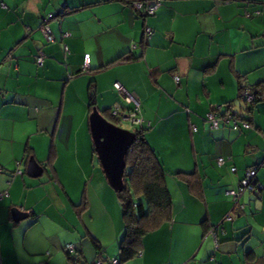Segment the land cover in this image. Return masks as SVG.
I'll return each instance as SVG.
<instances>
[{"label": "crops", "instance_id": "obj_1", "mask_svg": "<svg viewBox=\"0 0 264 264\" xmlns=\"http://www.w3.org/2000/svg\"><path fill=\"white\" fill-rule=\"evenodd\" d=\"M131 1L140 12V4L159 6L143 17L126 0H0V193L8 194L0 200V264H96L118 257L121 214L94 215L117 199L108 186H65L66 163L55 144L64 110L76 106L86 117L90 80L99 112L125 109L115 82L139 99L138 116L171 196L172 219L147 233L141 253L124 264H264L258 260L264 256V165L256 171L255 192L230 195L264 163V104L250 115L248 130L224 122L212 129L205 120L209 112H232L239 85L264 82V0ZM44 25L52 42L40 31ZM50 124L56 156L46 173L51 142L42 136ZM29 158L42 168L40 176L61 186H25ZM81 202L86 209L78 215ZM15 208L28 220L13 221ZM17 227L31 231L19 252L5 241L6 231ZM38 231L42 236H31ZM66 244L77 252L66 255Z\"/></svg>", "mask_w": 264, "mask_h": 264}, {"label": "trees", "instance_id": "obj_2", "mask_svg": "<svg viewBox=\"0 0 264 264\" xmlns=\"http://www.w3.org/2000/svg\"><path fill=\"white\" fill-rule=\"evenodd\" d=\"M132 2L133 1L131 0H126V3L132 5L133 8H135V10L143 17L148 16L145 14L144 10L140 12L139 9L134 7ZM140 6H143L142 8L144 9L146 4H140ZM53 16L54 15H52V17ZM91 82L92 81L90 80L87 90L88 115L92 108L95 107V94ZM245 90H248L249 94L252 96V99L249 102L245 101L243 98V92ZM237 100L243 102L245 107L244 109L241 108V111H244L248 118H239L234 112H231L229 108L231 106L230 103H226V105L229 106L227 113H232L237 118L241 119V121L247 122L251 128L250 115H252L254 109L258 105L264 104V82L258 83L254 86L239 85ZM124 108L127 111L130 109V106L126 104V107ZM111 109L100 113L107 121L114 124V122H119V120L111 116ZM220 116L223 117L224 114ZM228 125L230 126V124ZM132 132L135 134V140L126 156V169L123 176L124 188L120 192H115L123 223V233L118 245V257L116 260H109L108 262H106V260L100 262L99 260L96 264H113V261H115L116 264H124L132 260L141 253L143 237L147 233L157 229L161 224L169 222L172 219V202L169 190L165 185V172L157 155L146 140V127L143 125L135 127V130ZM92 155L96 158L94 148H92ZM55 156L56 148L53 144V140H51L45 166L47 165L53 169ZM263 165L264 163L252 167L251 171L255 173V176L257 169ZM233 169L235 171V168ZM255 176L245 191L255 192L254 189L257 185ZM81 203V205L79 204V206H76L75 208L78 215H80L81 211L86 209L85 203ZM34 215L35 218L37 215ZM210 229L211 228H208L206 232L208 233ZM91 243L96 251L101 250L98 241L93 237H91ZM68 246L73 247L71 252L67 251ZM63 251L66 255H69L77 252V249L73 244H66L63 247ZM69 260L72 262L75 261L71 258H69ZM258 260L264 262V256L258 257Z\"/></svg>", "mask_w": 264, "mask_h": 264}, {"label": "rangeland", "instance_id": "obj_3", "mask_svg": "<svg viewBox=\"0 0 264 264\" xmlns=\"http://www.w3.org/2000/svg\"><path fill=\"white\" fill-rule=\"evenodd\" d=\"M243 102L236 99L234 106L232 108V112L236 114L239 118H248L246 113L244 111H241V108L244 109ZM81 115H83V112L81 113L76 106H72L70 109L64 110V113L62 117H60L58 121V127L57 131L55 133V144L57 146L58 152H60L63 155V163H66V168L61 171L62 180L65 182V186H108L110 188L111 192L113 193L114 198L115 191L111 189L109 184L107 183L103 173L102 169L100 168L97 159L93 157L92 155V148H93V142L91 139V135L89 132L88 127V113L86 114V117H83V120L81 119ZM114 125L127 130V131H134L135 127L131 126L127 122H114ZM53 125L50 124L45 128L46 133L45 136H42V138H46L47 143L50 144L52 140V136L50 135L53 133L52 131ZM49 140V142H48ZM48 144L46 146V150L48 149ZM31 147V146H30ZM43 151V150H42ZM43 152H41V157L45 158L46 151L44 150V155H42ZM47 157V155H46ZM26 159V158H25ZM24 160V166H23V177L25 178L26 184L25 186H61L58 183H53L51 179L47 178V169L51 171V167H46V173H43L42 176L37 178H31L28 175L24 173L25 171V162ZM100 178V179H98ZM51 180V181H50ZM35 183V184H34ZM36 193H41L38 188L35 191ZM51 194V192H50ZM250 194L249 192L246 193ZM255 194V193H253ZM57 193L54 194V198H57ZM254 198L257 196L253 195ZM245 198V197H244ZM102 199L104 200V203H108L109 200L107 197L102 195ZM33 196L28 201H32ZM36 204V203H35ZM39 204L37 206V211H41L44 213V206L42 202L37 203ZM108 212L99 213L96 212L94 215H105V216H112L113 213L117 212V214L120 216V209L118 211V205L115 201L112 206H108ZM90 210V208H89ZM115 215V214H114ZM45 216V214H44ZM43 215H39L40 221L44 220ZM21 220L22 222L26 221ZM41 226V223H39L38 228ZM27 228L22 231L21 228H18L16 230H13L12 232L6 231V245L12 251L23 250V244H24V237L27 238L30 236L31 231L28 233L25 232ZM264 231V230H263ZM30 233V234H29ZM41 235L40 231L33 233L31 236L34 237L35 235ZM253 239H255L253 237ZM252 239V240H253ZM48 242V240H46ZM42 246L45 245L43 243H40ZM22 256L17 255V258L20 259ZM12 264H17L15 260L11 261Z\"/></svg>", "mask_w": 264, "mask_h": 264}, {"label": "water", "instance_id": "obj_4", "mask_svg": "<svg viewBox=\"0 0 264 264\" xmlns=\"http://www.w3.org/2000/svg\"><path fill=\"white\" fill-rule=\"evenodd\" d=\"M88 126L96 159L107 183L113 191H122L126 156L134 143V132L124 130L107 121L96 107L92 108L88 116ZM41 173L42 168L33 158H29L26 174L36 178ZM11 216L13 221L18 222L25 219L27 213L15 208L11 210Z\"/></svg>", "mask_w": 264, "mask_h": 264}, {"label": "built area", "instance_id": "obj_5", "mask_svg": "<svg viewBox=\"0 0 264 264\" xmlns=\"http://www.w3.org/2000/svg\"><path fill=\"white\" fill-rule=\"evenodd\" d=\"M138 6H139L138 8H141L140 5H138ZM158 6H159L158 2H150V3L146 4V6H144L143 10H144L145 14H147L148 16H151L155 13ZM51 18H52V15L49 14L46 19L49 20ZM46 19L44 18V22H46L45 21ZM40 31L43 34L46 42H52L53 41L52 34H51V32L47 26H45V25L42 26L40 28ZM145 33L147 35H149L150 30L145 29ZM35 59H36V63L39 66H42L44 55L41 52H39V54L36 56ZM88 65H89V61H88L87 56H86L85 62H84V68H87ZM175 81L177 82L178 78H175ZM113 87H114L115 91L124 99L125 103L130 106V109L126 111L121 106H114L110 111L111 116L115 119H118L119 122H127L131 126L140 127L142 125V119H140L138 116L140 114V101H139V99L134 94L127 91L118 82H115L113 84ZM243 98L245 101H248V102L251 101L252 96L249 94L248 90H245L243 92ZM205 120L209 123L210 128H212V129H217L221 122H224L225 124H230V128L234 131H238L239 129L247 130L250 128V126L247 122L241 121V119L237 118L232 113H226V114H224L223 117H221L220 115L214 114L213 112H209L206 114ZM192 131L195 132L196 128L193 127ZM223 162H224V160L222 158H219L217 160V163L219 165L223 164ZM232 172H234V169H232ZM254 176H255V173L253 171L248 172L246 174L245 178L240 181L238 190L234 191V192L233 191L230 192V195H232L234 198H238L240 195H242L244 193L245 189L249 187L250 182L253 181ZM7 196H8L7 192L0 193V199L7 197ZM72 249H73L72 246H68L67 251L71 252ZM112 263L116 264L115 261H113Z\"/></svg>", "mask_w": 264, "mask_h": 264}]
</instances>
